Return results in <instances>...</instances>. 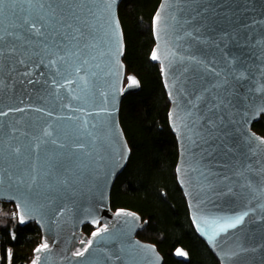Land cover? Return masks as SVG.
<instances>
[{"label": "water", "instance_id": "obj_1", "mask_svg": "<svg viewBox=\"0 0 264 264\" xmlns=\"http://www.w3.org/2000/svg\"><path fill=\"white\" fill-rule=\"evenodd\" d=\"M123 1L81 0L78 40L30 66L39 83L0 68V203L42 232L30 264L165 262L138 237L148 221L111 206L132 154L122 101L141 90L124 62ZM152 31L193 227L220 264H264V0H161ZM174 257L189 261L182 247Z\"/></svg>", "mask_w": 264, "mask_h": 264}, {"label": "trees", "instance_id": "obj_2", "mask_svg": "<svg viewBox=\"0 0 264 264\" xmlns=\"http://www.w3.org/2000/svg\"><path fill=\"white\" fill-rule=\"evenodd\" d=\"M160 2L124 0L119 7L124 62L127 72L140 79L141 90L122 101L120 122L132 154L113 186L111 206L134 210L148 221L138 237L157 245L164 264H220L196 233L177 181L179 149L168 119L170 102L160 66L150 60L155 45L152 19ZM254 130L264 137V116ZM94 229L85 225L84 232L90 235ZM42 239L36 223L21 225L15 206L0 203V264H30ZM179 247L188 252V262L174 257Z\"/></svg>", "mask_w": 264, "mask_h": 264}, {"label": "snow or ice", "instance_id": "obj_3", "mask_svg": "<svg viewBox=\"0 0 264 264\" xmlns=\"http://www.w3.org/2000/svg\"><path fill=\"white\" fill-rule=\"evenodd\" d=\"M80 5L81 0H0V68L12 69L19 66L15 67V70L19 75L29 77L27 83H39L30 78V66L39 67L44 63L45 54L48 56L52 54L51 49L63 51L72 41L78 40L76 34L78 25L74 27V24L80 19L78 11ZM75 54L73 52V55ZM33 56L39 59H33ZM56 63L57 60L49 59L45 66L51 70ZM20 67L25 71L21 73ZM58 75H61V69H56L52 73V84L59 83L55 79ZM62 78L67 79V76ZM19 110L21 109H17ZM6 114L0 112V115ZM13 151L18 152L19 149ZM243 219V215L236 217L227 224V227H235ZM177 254L187 255L182 251H178Z\"/></svg>", "mask_w": 264, "mask_h": 264}, {"label": "rangeland", "instance_id": "obj_4", "mask_svg": "<svg viewBox=\"0 0 264 264\" xmlns=\"http://www.w3.org/2000/svg\"><path fill=\"white\" fill-rule=\"evenodd\" d=\"M11 253H12V251L10 250L9 258L11 257Z\"/></svg>", "mask_w": 264, "mask_h": 264}]
</instances>
